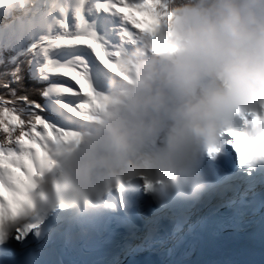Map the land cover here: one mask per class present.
<instances>
[{
	"label": "clouds",
	"instance_id": "9594fccd",
	"mask_svg": "<svg viewBox=\"0 0 264 264\" xmlns=\"http://www.w3.org/2000/svg\"><path fill=\"white\" fill-rule=\"evenodd\" d=\"M169 9L155 38L123 51L78 142L22 194L21 219L92 220L145 182L159 207L198 204L218 189L209 163L225 130L264 137L249 115L264 112V0H169Z\"/></svg>",
	"mask_w": 264,
	"mask_h": 264
},
{
	"label": "snow or ice",
	"instance_id": "6c2138e0",
	"mask_svg": "<svg viewBox=\"0 0 264 264\" xmlns=\"http://www.w3.org/2000/svg\"><path fill=\"white\" fill-rule=\"evenodd\" d=\"M169 14V0H0V18L7 21L0 26V264H29L30 237L41 235L43 221L19 217L22 194L56 165L63 146L78 142L108 74H120L123 51L141 37L155 38ZM29 79L44 86L31 88ZM249 115L264 123V112ZM223 136L217 188L264 184V137L254 143L239 128ZM150 188L145 182L143 191L118 193L105 202V215L119 219L135 205L146 207L154 222Z\"/></svg>",
	"mask_w": 264,
	"mask_h": 264
},
{
	"label": "bare ground",
	"instance_id": "6f19581e",
	"mask_svg": "<svg viewBox=\"0 0 264 264\" xmlns=\"http://www.w3.org/2000/svg\"><path fill=\"white\" fill-rule=\"evenodd\" d=\"M69 83L74 84V81H69ZM78 87L79 86H77V88ZM255 193H256V191H255ZM262 196H264V194ZM151 210H152V212L156 213L155 216L159 215L157 209L152 205V202H151ZM143 211H149V210L147 208H144ZM223 212H225V211H223ZM175 219H177V217H175ZM47 226H50L49 216H47L43 220V224H42L40 231H44ZM259 226L261 227L262 231H264V218H263V220ZM33 238L34 237H30L31 243H33V240H34ZM147 246H149V245H147ZM234 246L235 247H227L226 250L229 252V255H221L220 254L218 256V260L220 263H222V264H244V262L247 259L248 264H262V259H263L262 255L254 254L251 256L250 254H247L248 250H246V248H244V246L242 244H236ZM149 248H151V247H149ZM160 248H161V251L157 252L156 254L158 256L159 255L165 256L167 253V249H165L166 247L160 246ZM210 264H216V263L211 262Z\"/></svg>",
	"mask_w": 264,
	"mask_h": 264
},
{
	"label": "trees",
	"instance_id": "16d2710c",
	"mask_svg": "<svg viewBox=\"0 0 264 264\" xmlns=\"http://www.w3.org/2000/svg\"><path fill=\"white\" fill-rule=\"evenodd\" d=\"M9 67H11V65H9ZM3 70H4L3 65H0V71H3ZM28 86L31 88H35V89H40L43 87V85L41 86L39 83H37L36 81H33L31 79L28 80ZM0 91H3V90L0 89ZM33 99H36L37 101L42 102V98L39 95L33 96Z\"/></svg>",
	"mask_w": 264,
	"mask_h": 264
},
{
	"label": "rangeland",
	"instance_id": "374dc122",
	"mask_svg": "<svg viewBox=\"0 0 264 264\" xmlns=\"http://www.w3.org/2000/svg\"><path fill=\"white\" fill-rule=\"evenodd\" d=\"M136 16H137V19H139L141 21H147V24L153 23V21L150 17H149V19H148L149 21H148L146 17L141 16L139 13H136Z\"/></svg>",
	"mask_w": 264,
	"mask_h": 264
}]
</instances>
